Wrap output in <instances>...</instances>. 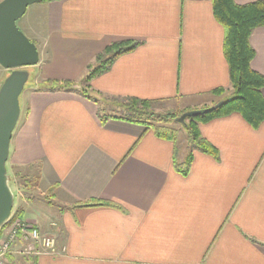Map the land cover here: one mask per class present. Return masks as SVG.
I'll return each mask as SVG.
<instances>
[{"label":"crops","instance_id":"obj_1","mask_svg":"<svg viewBox=\"0 0 264 264\" xmlns=\"http://www.w3.org/2000/svg\"><path fill=\"white\" fill-rule=\"evenodd\" d=\"M25 14L23 33L39 55L31 67L46 81L80 83L106 46L133 40L139 45L92 78L90 90L199 110L220 103L213 90L231 88L211 0H55ZM249 43L250 67L264 76V27ZM45 88L28 89L6 168L36 166L54 190V206L34 208L17 195L13 210L36 209L24 220L54 238L56 253H26L18 241L5 264H264V122L253 129L231 114L200 124L218 155L193 151L181 175L174 156L188 151L177 156L176 142L139 124L101 122L94 101ZM88 201L120 208L79 205Z\"/></svg>","mask_w":264,"mask_h":264},{"label":"trees","instance_id":"obj_2","mask_svg":"<svg viewBox=\"0 0 264 264\" xmlns=\"http://www.w3.org/2000/svg\"><path fill=\"white\" fill-rule=\"evenodd\" d=\"M48 1L55 0H42L41 2ZM211 4L214 18L224 29L223 53L228 66L232 95L226 100H221L220 104L208 113L188 117L181 123L186 136V144L189 148L183 160H179L174 156V167L181 175L187 174L193 151L212 157L218 155L217 149L201 136L200 124L231 114L240 115L253 129H257L264 122V95L261 92L264 88V76L253 71L250 67L255 53L249 43L252 32L256 28L264 27V0L244 5H238L233 0H211ZM138 45L139 42L133 40L113 42L96 55L94 64L87 67V75L80 85L71 80H47L46 85L48 88H45V90L78 93L98 104L97 115L101 122H105L108 118H114L139 124L153 130L159 137L176 142L177 134L170 127V124L176 122L175 119L181 114L192 111V109H183L178 113L173 111L160 112L157 110L160 100L104 97L100 93L90 90L89 82L92 78L107 71L116 57L131 51ZM9 73H6L1 83ZM211 93L221 96L224 89L218 88ZM206 108L209 107L201 109ZM26 114L27 109L23 115ZM13 176L20 177L27 188L36 187L37 182L40 180L38 174L34 183L26 179L25 175H20L19 172H14ZM79 205L83 207L110 206L120 208L117 204L106 201H88ZM20 216L21 211L18 210L13 213L12 218Z\"/></svg>","mask_w":264,"mask_h":264},{"label":"water","instance_id":"obj_3","mask_svg":"<svg viewBox=\"0 0 264 264\" xmlns=\"http://www.w3.org/2000/svg\"><path fill=\"white\" fill-rule=\"evenodd\" d=\"M42 0H0V66L9 70L0 85V227L9 218L13 208V193L8 184L6 162L9 143L20 115L19 96L28 79L23 68L34 66L39 61L35 45L17 28L28 6ZM216 105L181 114L175 120L183 123L188 117L208 113Z\"/></svg>","mask_w":264,"mask_h":264},{"label":"rangeland","instance_id":"obj_4","mask_svg":"<svg viewBox=\"0 0 264 264\" xmlns=\"http://www.w3.org/2000/svg\"><path fill=\"white\" fill-rule=\"evenodd\" d=\"M28 17H29V14L26 15L24 13V15L20 19H18L16 21V26L22 33L24 32L22 29H23V26L26 24V21H27ZM23 34L27 37V35L25 33H23ZM27 38L29 39V37H27ZM29 40H31V39H29ZM2 69L3 68L0 66V80L1 81L3 79L2 78L3 74L10 72L9 70H6V72H5ZM23 69L25 71H27L28 79H27V81H26V83L24 85V88H23V91H22L21 95L19 96V106H20V108L22 106V111H21L22 114L24 112L26 101H27V95L29 93L28 89H30L32 87H35V86H39V87H42V88L47 87L46 80L43 79L44 74H40L39 69L33 68L31 66L23 68ZM45 70L48 71L47 68H45ZM86 75H87V73H86ZM80 83H78V84L80 85ZM222 95H223L222 98L219 99L220 102H221V100L228 99L232 95L231 88L228 91H226L225 93H223ZM207 104H208V106H211V105L214 106L212 103H211V105H210V103H207ZM180 107H181L180 103L170 102L166 106L159 105L157 107V110L160 111V112L173 111L175 113H178V112H180L182 110ZM203 107H205V106H203ZM203 107H198V108H203ZM170 127L176 131V134H177V138H176L177 156H180L181 155V151H188V149H189L188 145L186 144L185 132H184V130L181 127V123H179L177 121L176 122H172L170 124ZM6 171H7V176H8L9 187H10L11 191H13L14 205L15 204L17 205V203H18L17 195L19 196L20 199L22 197L23 200H27L30 203V205H32L34 208H37V207L38 208H45L47 206H52V205L54 206L55 205L54 190L48 189V187L45 184H43V182H40V180H39L37 182V186L36 187L27 188V186L24 185V183L22 182V179L20 177H14L13 176L14 172H19L20 175H25L26 179H28L30 182L34 183V180L37 177L36 176L37 175L36 166H26V167L24 166V167L15 168L13 170L12 169L10 170V169L6 168ZM15 211L16 210H13V208H12V211H11V214H10L9 218L4 222V224L0 227V229L7 228L11 224L10 223L11 219L13 221L15 220V218H12V215H13V213ZM28 212L29 213L25 214L26 216L35 217V216L39 215V212L36 209L35 210L31 209V211H28ZM25 215H23V217L21 215L22 218L21 217H16V219H22V221H24V219H25L24 216ZM26 222H28V221H26ZM48 236H50V235H48ZM50 237H52V236H50ZM18 241H21V240L18 239V240L15 241V243L18 242ZM23 243L25 245L24 249L26 248V246L28 244H30L29 242H27V243L23 242ZM5 258H6V256H5ZM4 263H5V259H4Z\"/></svg>","mask_w":264,"mask_h":264},{"label":"built area","instance_id":"obj_5","mask_svg":"<svg viewBox=\"0 0 264 264\" xmlns=\"http://www.w3.org/2000/svg\"><path fill=\"white\" fill-rule=\"evenodd\" d=\"M7 228L0 229V264H5L4 259L9 253L16 240L29 242L25 248L26 253L48 254L56 253V244L54 238L41 234L31 224L22 219L10 220Z\"/></svg>","mask_w":264,"mask_h":264}]
</instances>
